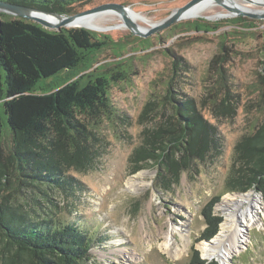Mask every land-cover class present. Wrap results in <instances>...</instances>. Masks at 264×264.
Wrapping results in <instances>:
<instances>
[{"label": "trees", "instance_id": "trees-1", "mask_svg": "<svg viewBox=\"0 0 264 264\" xmlns=\"http://www.w3.org/2000/svg\"><path fill=\"white\" fill-rule=\"evenodd\" d=\"M70 15L90 0H5ZM0 13V262L1 264H80L90 257L93 239L79 226L49 218L53 194L74 186L71 172L85 171L102 145L103 118L116 113L109 89L125 79L94 60L105 37L83 27L48 30L30 20ZM225 22L249 25L242 16ZM223 22L188 21V28L218 29ZM94 64H97L94 66ZM181 65L171 61V77L161 96H151L139 121L152 122L130 155L131 173L155 168L158 187L169 190L182 173L217 156L221 137L196 101L176 91ZM60 72L69 77L57 88L38 92L37 83ZM260 100L264 101V75ZM224 71L220 88L227 93ZM210 94V93H208ZM153 95V94H152ZM217 98L211 102L217 112ZM223 102V101H222ZM222 107L229 106L222 103ZM227 111V110H226ZM225 192L264 194V119L236 142L224 180ZM212 196L200 209L205 227L196 241L210 240L223 218ZM38 216L33 219L32 216ZM188 264L207 262L192 247Z\"/></svg>", "mask_w": 264, "mask_h": 264}, {"label": "rangeland", "instance_id": "rangeland-1", "mask_svg": "<svg viewBox=\"0 0 264 264\" xmlns=\"http://www.w3.org/2000/svg\"><path fill=\"white\" fill-rule=\"evenodd\" d=\"M187 1L90 0L84 5L76 4L74 9L79 12L102 3H120L142 15L144 19H139L138 24L148 29ZM237 1L249 9L264 10V6ZM226 13L214 5L205 14L213 19H181L147 36L134 35L125 25L107 31L93 30L107 42L94 60L111 73L121 71L125 79L110 86L116 114L102 120L103 141L91 165L85 171L70 173L74 181L71 190L52 195L56 207L51 206L49 218L73 223L93 239L90 257L80 264H188L192 247L207 262L221 264L204 257L200 245L206 240L196 241L205 227L199 211L212 196L220 194L213 210L224 220L220 204L230 196L238 197L225 192L224 186L234 146L264 119V101L259 94L264 75V18L244 17L249 25L233 24L225 21L237 16H217ZM197 19L223 23L216 30L188 28L186 22ZM105 22L102 24L112 26L118 20L111 17ZM174 57L179 58L181 65L175 78L176 91L196 101L202 115L216 126L222 143L217 156L198 162L192 171L181 174L177 185L165 190L158 187L155 168L131 173L128 160L140 143L141 131L152 125L140 122L139 114L151 96L162 95L171 77ZM222 70L227 100H221L227 93L218 84ZM68 77L66 72H60L41 79L36 89L50 91ZM215 97L216 113L211 104ZM222 101L229 109L222 107ZM132 179H136L139 188L128 187L127 182ZM250 193L257 197L259 219L244 229L246 244L229 258L228 264H264V194L254 190ZM169 224L180 228V234L174 233L180 253H174V246L170 253L158 246ZM180 235L187 236L186 241Z\"/></svg>", "mask_w": 264, "mask_h": 264}, {"label": "bare ground", "instance_id": "bare-ground-1", "mask_svg": "<svg viewBox=\"0 0 264 264\" xmlns=\"http://www.w3.org/2000/svg\"><path fill=\"white\" fill-rule=\"evenodd\" d=\"M262 1L264 2V0ZM232 2L233 5L238 7L239 9L253 11L246 6L239 4L237 0H232ZM213 6V2L210 1L200 3L189 9L183 15L182 19H192L205 16L206 11ZM126 14L133 22L138 25L139 28L145 29L138 24L139 19H144L142 15L134 12L130 8L126 9ZM227 15L228 13L217 16L220 18ZM206 16H209V19H213L212 17H214L212 15ZM111 17H115L118 20L115 25L107 26L102 24V22L107 21L108 18ZM45 18L50 22H57V18L55 17L49 16ZM74 26H81L83 28L98 31H107L113 28L119 29L125 27L121 14L114 10H108L79 17L74 22L69 24V27ZM139 174H142V172H140ZM135 181L136 179H132L131 181L127 182V185L130 189H137L140 187V185H138V183H136ZM250 192L251 191L246 193H235V195H238V197L230 196L227 200L223 201L220 204V207H222L223 211L225 212L224 220L220 224V230L210 241H207L200 245L205 258L216 259L221 264H228L229 258L232 255L238 253L240 249L244 247L247 239L244 229L251 228L259 219L258 214L256 213L259 208V205L257 204V197L256 195H253L252 197ZM177 232L180 234V228L176 225L169 224L167 230L164 232L163 241L159 243L158 246L161 247V249L169 251V253L171 246H174V253H180L181 248L176 245L177 240L174 237V233ZM180 236L186 241L187 236Z\"/></svg>", "mask_w": 264, "mask_h": 264}, {"label": "water", "instance_id": "water-1", "mask_svg": "<svg viewBox=\"0 0 264 264\" xmlns=\"http://www.w3.org/2000/svg\"><path fill=\"white\" fill-rule=\"evenodd\" d=\"M213 2V5H218L228 12L227 16H242L249 18H264V10H242L233 5L232 0H188L183 5L175 8L168 16L162 19L158 23H154L148 29H141L138 25L133 22L126 14V9L128 7L120 3L109 2L102 3L97 6L84 9L82 11L64 15L54 12H49L46 10L38 9L31 6H26L18 3H13L9 1L0 0V13H4L13 17H20L41 25L43 28L48 30L60 31L62 28H69V24L74 22L77 18L100 13L103 11L114 10L121 14L124 25L129 29V31L137 36H147L155 31L161 30L168 27L169 25L180 21L183 15L192 7L203 3V2ZM252 4L264 6L262 0H244ZM230 3V4H228ZM55 17L57 22H50L45 17ZM204 19H209V16H202ZM81 27V26H78ZM209 241V240H206Z\"/></svg>", "mask_w": 264, "mask_h": 264}, {"label": "built area", "instance_id": "built-area-1", "mask_svg": "<svg viewBox=\"0 0 264 264\" xmlns=\"http://www.w3.org/2000/svg\"><path fill=\"white\" fill-rule=\"evenodd\" d=\"M214 211V210H213ZM214 213H215V211H214ZM216 214V213H215Z\"/></svg>", "mask_w": 264, "mask_h": 264}]
</instances>
